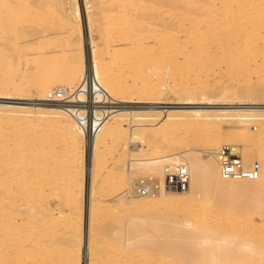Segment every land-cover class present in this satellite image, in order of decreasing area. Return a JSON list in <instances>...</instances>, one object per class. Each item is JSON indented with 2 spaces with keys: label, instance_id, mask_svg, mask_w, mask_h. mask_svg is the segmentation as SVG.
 Instances as JSON below:
<instances>
[{
  "label": "rangeland",
  "instance_id": "obj_1",
  "mask_svg": "<svg viewBox=\"0 0 264 264\" xmlns=\"http://www.w3.org/2000/svg\"><path fill=\"white\" fill-rule=\"evenodd\" d=\"M56 1L58 2L61 0ZM121 1L122 0H70L69 3V0H63L61 1V5L55 2L57 6L53 4V6H56L53 7L51 6V4H47L49 0H47V2L45 0H30V2L33 3H27L25 7L20 8L22 11L20 9L18 10L17 8H14V12H17L16 16L19 18L17 20V26L20 27V31H16V34L19 33L20 35L18 34L16 37L19 39L21 38V41L24 39L22 41V44L26 45L25 49L27 50L25 51H28V54L33 53V56L31 55L32 57L28 56L26 58H23V62L21 65L18 66L16 64L14 68H11L12 70H10L12 72L11 76H14L13 78H15L13 82L15 89H24L25 86L28 92L20 94L17 92H0V173H2V171L4 170V173L8 175L6 178H2V176L0 175V206L3 203L5 206L7 205V209L3 206L0 207V264H126L125 262H123V259L128 256H131L132 261L134 260L131 264H144L145 262V264H189L190 262H188L186 259H184L186 261L184 262L183 259H175L173 256H169L168 253H154L152 251L150 252L149 250L138 251L133 247L134 245H131V243L129 245V243L127 242L128 240H130L131 242V239L133 237H138L143 233L146 236L151 235L149 236L150 238L148 237L147 239H150L148 241L150 246L153 247L154 244L157 245L160 243L161 237L154 236L153 239V235H155V232L152 230V222L145 221V219H149L150 217H155L157 220L164 219V221H167V223H169L168 221H172L171 223L175 224L170 223L169 225L173 227L181 226L183 228L185 227L184 225L197 226L203 223L204 225H200V227H205L203 228L204 230L198 229L202 233L198 232V230H195L190 235H188L187 240L190 241L189 244L188 242L187 245L186 242L177 243L178 245H183L179 246V248L183 249H194L195 247L199 248V246H201L203 243L205 244L208 239H211L213 246L209 254L213 253L219 255L220 253L222 254L224 252L223 254L229 255L231 250L235 248V242L240 239L243 240V238L245 237H249V239H252L253 241L262 240V242H264V213H262L261 211V209H264V202L263 204H261L262 201L260 200L261 202L257 203L256 201H251L248 198H238L236 194H230V196L225 192V197L223 195L224 193L222 194L223 197L220 196L221 194L211 195L209 196L208 200L205 199V201L203 202L202 200L206 198V196H204L206 192L201 191L195 198L190 200L191 202L189 205H186L183 208H179L181 205L183 206L180 201L177 202V204L175 201L168 204H162L159 203V200L157 199V204H155V206L157 208H160L157 209L158 211H160V213H164H162L163 217L157 216V212H155L153 216H151V214L141 215L139 216L140 219H138V221L135 220V223L142 221V224L137 228V231L131 230V223L128 222L130 223L128 225V223L125 224L124 222L128 217L126 210L124 211L125 207H123L122 205H118L116 202L114 203L112 201L117 197V195L125 190V188L127 187L126 183H129L131 185L133 183H138V181L140 180H146L148 178H153L155 181L161 178L157 173H152L148 169L142 167H136L134 170H132L130 178H128L129 176L127 175V165L129 164V161L131 162L136 159L142 160L144 155L149 158H154V156L156 157L157 150H160L162 144L164 145L165 143L164 139L169 140V143H165V145L167 144L166 146L164 145L165 147H173V150L168 148V150L165 151H170L168 152L170 157L171 153L173 152V154L177 153L178 155H182L184 157H196V155L200 151L209 148V141H221V143L223 142V145L221 146L227 145L231 146L232 148L237 147V151L233 153L237 154L239 158H241L245 167L250 169L253 165L257 164V161L260 162L259 159L261 157H264V153H259L254 149V151L251 150L252 148H248L249 146L253 147V145L255 144V141L251 137L245 139L238 138L234 140L226 137V131L230 132L235 127H239L241 125L240 122L223 123L222 126L225 129V133L217 130L213 132H205L203 131L204 129L198 128L197 130L196 127H194L196 128L195 130L193 127H189V130L187 128L184 129L175 127L176 130L174 129L171 134L166 135V132L171 128L169 123H164V121H161L159 119H153L149 121H132L130 119H127L126 123L124 121L125 126L108 122L107 125H105L104 127L102 126L100 130L101 134L100 136H98V162L95 167L96 173L95 179L93 180L94 195L92 197L95 198L94 200H96V202L93 200L96 205L94 203L93 204L96 207L92 208L90 211V217L93 221V229L95 228L92 233L94 236L93 246L95 247V249L93 252L91 251L92 249L90 246V237L87 238L84 233V199L88 198V191H86V186L90 181L87 177V172L89 170L87 142L86 137L83 136L84 131L72 114L73 107H79V104L83 101V95L80 91L81 89L76 91L77 86L76 89L74 87V92L68 90L67 88L63 89L61 91H65L67 94L74 93L75 95L73 100L68 101L69 103H65L58 98V95L61 91L41 93L38 87L30 84L32 78L34 79L36 68L39 66V60L43 63V67L49 73L48 76L52 77V79L57 76L56 74L61 72L63 67H68L67 76L69 75V81L73 82L75 81V78H73L75 70L79 66V59L82 57L84 60H87L86 67H88V62L90 61L89 50L93 49V53L97 54V57H100L98 59L102 61V63L104 62L105 64L108 62L107 66H110L111 71L110 77L113 76L109 80H112L115 82V84H118L117 86H111L112 84H110L109 82L108 85L115 92L102 94L105 100L98 101V104L94 105V107L101 109V112H98V114H110L113 113L110 111H113L112 109H114V107L129 106L132 103H135L136 106H146L150 109L155 110L147 113L160 114L162 113V110L167 107L184 105H181L182 103H179L177 97L171 98V93L169 91H165L161 96H155L152 99L153 102L147 103L148 100L144 99L145 96H143L145 92L144 90L146 89L145 86H149V84L154 85L156 82V84L168 82V84L170 85L173 84L172 82L174 81L185 83L187 80H189H186L185 78H195L198 75L202 76V74H194L196 73V69L198 68L197 66L192 65L189 60L186 61V56L184 55L185 52H187V55L190 54L191 56L192 54V56H196V58L198 56H201L200 54H202V57L207 56L208 60L210 59L209 61H211V59L213 60L215 58L213 55L215 52V54L218 55L223 53V50L227 49L224 47L228 46L230 48V46H232V50H234V48L240 47L239 42H237L239 38H232L233 40L230 39V42H226L225 44H223L224 46L220 42L222 39L220 40L219 37H221V35L225 33L224 29H220V27H222V25L225 23L224 21H226V15L224 13H226L225 10L227 6L224 4L225 2L223 3L224 0H208V5L206 4L205 6L204 2H207L206 0H183L184 2H192L188 13H184L178 8L171 7L172 4H175L178 0H169L170 4L162 7L161 11H158V13H161L160 22L163 26L161 29H164L169 33L176 34L177 31H180L177 27L180 24H184L188 27V29L192 31H194L195 29H200L206 36V39L210 38L209 41L212 39L211 42L213 43V45L210 44L211 42H209L208 50L213 53L205 54L202 51L198 52L197 50H194V47L199 46L201 43L200 41L195 42V40H190L191 42L188 41L189 39H187L186 37V32L190 30L186 29L185 31H181L179 34H177L179 40L183 44V47H186L184 48V52H181L180 55L178 54L176 55V57L171 56L170 58L166 57L167 59L164 58V60H162L163 62H161L160 64L159 62L157 63L159 65L158 67L155 64H146V66H132L131 68L129 62L122 60V57L118 56L117 54H122L124 52H127V50H132L133 46H136L137 43L139 44L143 42L146 46L148 45V43H152V40L145 39V41L144 39H141L139 37V35L141 37L144 36V30H142L143 28H140L139 26L133 28V33H129L128 29H126L127 27L124 25L122 26V23H120L119 21H112L114 25L111 22L108 24V21H106L105 19L107 15H112L113 17L117 16L118 18H120L125 14L124 10L126 11L127 9L133 8L131 7V5H129V8L124 9L123 7H121L122 5L119 4L121 3ZM146 1L150 0H133L132 3L137 6L138 10V8L141 9L143 7H147ZM210 2H212L213 5H211ZM46 5H48L49 7H46ZM231 5H233V8L237 7L236 4L234 5L232 3ZM68 7H71L75 11L77 9L78 11L76 15L74 14V11L73 14L70 13V15L68 14V17H65L64 11L65 9H68ZM212 8L214 9V12ZM58 9L59 13L56 12ZM210 10L212 11V13L208 15V13H206L205 11L209 12ZM19 11L20 13L18 14ZM138 15L140 18H143L147 15V12L140 10L138 12ZM206 15H208V17H206ZM121 19L125 21V16L121 17ZM192 21H203V23L200 25L201 28L196 27L195 25L194 27L191 24ZM216 22L218 23L216 24ZM232 22L233 24L235 23L234 21H231V23ZM214 23L216 25H214ZM190 25H192V27L194 28H189ZM205 25H207L208 27H206ZM210 25L213 26V28H210ZM17 26L16 28H18ZM248 26L249 27H247V29L250 30L251 26ZM4 28L5 27H1L0 29V43L3 40L9 38L12 31L10 28L7 30H5L6 28ZM139 28L141 29V31H139ZM218 28L219 30H222V32L219 31ZM213 29L215 32L212 31ZM209 33L215 34L211 35ZM130 34L132 35V37L130 36ZM249 34H251V31L247 32V35ZM207 35L211 36L208 37ZM128 36L130 38H128ZM183 37L186 39H184ZM138 38L143 41H138ZM144 41L147 43H145ZM183 42H185L186 44ZM216 42H218V44ZM194 44L197 45L195 46ZM258 44L261 48L263 42L260 41ZM190 45L191 48L187 47ZM158 46L160 45H157V47ZM156 49H153L152 52L154 53ZM158 49L160 50V47H158ZM159 50H157V52ZM208 50L204 51L208 52ZM114 57H116V59ZM31 58L34 59V61H32L33 63L31 61L28 62V60ZM24 59H26V61ZM183 59H185V61ZM119 61L121 63H119ZM126 65L130 66V68H128ZM222 65L224 64L220 65L214 63L212 67H209L213 68L214 70L211 69L210 73L212 75L209 76L208 80L212 84L220 82L222 83V87L230 91L232 85V83L230 82L231 80H229L225 74H222L223 76L221 74H218L220 73L218 71L222 72L225 70V66ZM160 66L164 67H162L163 70ZM185 66L188 68H186ZM190 66L196 68L194 69ZM218 66H220L221 69H219L220 67ZM16 67L17 69H15ZM135 68L137 70H135ZM138 70L141 72H139ZM151 70L152 72H150ZM113 71L116 73H114ZM260 71L262 72L261 74L252 75L251 78V80L253 79L252 82L257 84V96L256 98L251 99L253 101L252 104L248 106L242 105L244 109H264V69L261 68ZM136 72L139 75L136 74ZM166 74L169 77L167 76V79L165 80ZM258 75H261V78L263 79L262 82L257 81V78H260L258 77ZM146 76H148V78ZM157 76H159L160 78ZM182 76L188 77L184 78ZM112 78L115 79L113 80ZM122 80H124L125 83ZM143 80L144 82H142ZM193 82L196 83V81ZM126 87L128 90H125ZM248 87H250V85H248L247 88ZM246 94L244 95L245 97L248 96V93ZM247 98L248 97L244 98V101H249V99ZM196 106L202 105L198 103L193 105V107ZM207 106L213 109L215 108L214 106L217 105L209 104ZM239 106V104H225L217 108H239ZM23 116L26 119L22 120L21 118ZM8 117H14L18 121H15L14 123H8L5 121ZM110 117L111 116H109V118ZM129 123H133L135 126L137 125L139 126L138 128H141L143 130L139 131L137 134L136 132L131 133L130 130L126 127V125ZM40 127H44V129L41 130L43 132L40 133L43 135L45 134L44 136H40L38 134L39 129H41ZM250 127L254 130L259 129L257 131H261L263 128L259 124V122H255ZM27 129V133L30 135L21 136V133L23 131L26 132ZM157 130L159 133H157ZM29 131H31V133H29ZM138 134H140V138L137 140L136 137L138 136ZM254 135H258L256 131ZM132 136L134 137L132 138ZM161 140L163 143L161 142ZM262 140L264 144V137L262 138ZM133 142L137 144L139 143L138 145H136L139 146L140 149H138L137 151H131L130 144H132ZM220 149H217V152H219ZM245 152H248V155H244ZM251 152L253 155H251ZM135 154L136 156H134ZM258 155L260 158L258 157ZM248 156H250V158ZM133 157L136 159H131ZM3 165L5 167H3ZM163 166H166V164H164ZM1 189H3L4 191ZM129 189H131L130 193L135 195L132 191V186L131 188L129 187ZM75 193L78 194L79 197H77ZM219 196L221 199L219 198ZM228 196L230 197L229 199H232L229 200L227 198ZM75 198L78 200V203H71V201ZM216 198L217 200H215ZM218 198L221 200V202L218 200ZM223 198L224 200L227 199L225 203L223 202ZM80 199L82 200V202L80 201ZM140 199H146V201L142 200L140 204L151 201L147 200V198ZM238 199L242 201L239 200V203V201H237ZM214 203L216 204V206ZM233 203L235 205L238 203L236 205H239L238 208H233ZM255 204L258 205V208L257 206L254 207L253 211L250 210L246 212L248 209L243 210L248 205L253 206ZM184 208L186 211L184 210ZM240 209L242 210V212H240ZM30 211L34 212V214H31ZM238 211L240 212V214ZM243 216L248 217L246 218ZM202 220H204V222H202ZM236 228H239L240 231L234 232L233 230ZM166 230L169 229L167 228ZM170 231L171 230L165 232L171 233ZM125 233H128L126 237H124V235H126ZM172 233H174L172 234L173 236L175 235V237H178L180 239H182L183 237V235H181V233L179 232V234H177V232L175 231ZM199 236H201V238L202 236H206L207 238L199 239ZM130 246H132V248ZM203 248L204 246L202 247V249ZM236 250H233L232 253L236 252ZM232 253L229 257L230 259L232 258L231 256L235 254ZM234 256L235 257L233 258H236V254ZM147 257H151L152 260ZM191 263L193 264V262ZM202 264H204L203 261Z\"/></svg>",
  "mask_w": 264,
  "mask_h": 264
},
{
  "label": "bare ground",
  "instance_id": "obj_2",
  "mask_svg": "<svg viewBox=\"0 0 264 264\" xmlns=\"http://www.w3.org/2000/svg\"><path fill=\"white\" fill-rule=\"evenodd\" d=\"M45 1L47 2V0H45ZM61 1H63V0H61ZM61 1L57 2L56 0H52V1L49 0V2L47 4L48 5L51 4V6H53V4L56 5V3L61 5L62 4ZM65 1H67V0H65ZM132 1L133 0H122L121 3H119L122 5V6L121 5L120 6L123 7L124 9L129 8V5H131V7H133L132 9H127L126 11L124 10L125 14L122 15L121 17L125 16V21L122 20L121 17L120 18H118L117 16L113 17L112 15H107V14H106L107 17H105V19H106V21H108V24L110 22L113 23L114 21H116V22L119 21L120 23H122V26L124 25L127 27L126 29H128L129 33H133L132 32L133 28L136 26L143 28L142 30H144L143 31L144 36L141 37L139 35V37L141 39H144V40L150 39V40H152L151 41L152 43H150V44L148 43V45L145 46V44L143 42H141L143 44L139 43L140 45L136 42L138 45L136 44V46H135L133 44L135 47L133 46L132 50H127V52H124L122 54H117L118 56L122 57V60L128 61L131 68H132V66L133 67H141L142 65L146 66V64H152V65L155 64L158 67L159 65L157 63L159 62V64H160L161 62H163L162 60H164V58L167 59L166 57L170 58L171 56L176 57V55H178V54L180 55L181 52H184V50H185L184 48H186V47H183V44L179 40L177 34H179L181 31H185L186 29L187 30H190V29H188V27L185 26L184 24H180L177 26L178 30H180V31H177V34L176 33H169L167 31H165L164 29L163 30L161 29L163 27L162 23L160 22L161 13H158V11H161L162 7L169 5L170 4L169 0L146 1L147 7H143L141 9L138 8V10H137V6L134 5V3H132ZM206 1L207 2H204L205 3L204 6L208 3V0H206ZM27 3L32 4L33 2L31 3L30 0L29 1L28 0H0V29H1V27H5L6 28V29L4 28L5 30H7L9 28L12 30L9 38L3 40L0 43V92H6V93L17 92L19 94L28 92L27 88H25L24 85H23L24 89H22V88L15 89V86L13 83L15 78H13L14 76L13 77L11 76L12 72L10 71V70H12L11 68H14V66L16 64L18 66L21 65L23 62L22 61L23 58H26L28 56L30 57L31 55L33 56V53L28 54V51H25V50H27V49H25L26 45L22 44L23 43L22 41L24 39L21 41V38L19 39L16 37L19 34V33L16 34V31L17 30L20 31V27L17 26V20L19 18L16 16L17 12L16 13L14 12V8L15 9L17 8L19 10L20 8L25 7L27 5ZM69 3H70V0H69ZM210 3H211V5H213L212 2H210ZM223 3L227 6V8H226V10L224 9L226 11V13H224L226 15L225 16L226 21H224L225 23L223 25H222L223 20L221 21L222 22L221 25L223 28L220 27V29H224L225 33H223L221 35V37H219L220 40L222 39L220 42L223 45L226 42H230L229 40L232 38H239L237 42H239L240 47L234 48V50H232V46H230V48L228 46L224 47L227 49L223 50L224 52L221 54H218V55L215 54L216 53L215 52L213 54L215 58L213 60L211 59V61H209L210 59L208 60L207 56L202 57L203 56L202 54H200L201 56H198L196 54L199 57V58L198 57L196 58V56H192V54H191V56H190V54L187 55L186 54L187 52H185L184 55L186 56L185 57L186 61L189 60L192 63V65L197 66V68H198V69H196V73H194V74H202V76L198 75L195 78H185L188 76H185V77L182 76L186 80L189 79L185 83L184 82H182V83L176 82V81L172 80L174 82H172L173 84H171V85L168 84V82H165V83L160 82L161 84H156L157 83L156 82L155 83L156 85L155 84L154 85L149 84V86H145L146 89L144 90L145 92H144L143 96H145L144 99L148 100L147 103L153 102L152 99L155 96H161V95H163V93L165 91H169L171 93L170 94L171 98L177 97L179 100V103H182L181 105H184V106L167 107V108L163 109L162 113H160V114L147 113V112H151V111H155V110L150 109L146 106H136L135 103H132L129 106H116V107H114V109H112L113 111H110V112H113V113H110L111 115L107 114L108 116H111V117L105 122L103 127L105 125H107L108 122L114 123L116 125L118 124V125L125 126L124 124L126 123L127 119L128 120L130 119L132 121H141V120L142 121H149V120H153V119H159L161 121H164V123H169L171 128H173V129L170 128V130L168 129L169 131L166 132V135H169L174 131L175 127L184 128V129L187 128L188 130H189V127H193V128L196 127L197 130H198V128L199 129L201 128V129H204L203 131H205V132L206 131L207 132L208 131L213 132L215 130L220 131V132H224L225 129L222 126L223 123H225V122H232V123L240 122L241 125L239 127H235L230 132L229 131H226V133L224 132L226 137H228L229 139H233V140L238 139V138L239 139L240 138L245 139V138L251 137L255 141V144L253 145V147L249 146L248 148H252L251 150L254 149L255 151H257L259 153H264V144H263V140H262V138L264 137V109L263 110L244 109V107H243V106H248V105L252 104L253 101L251 99L256 98V96H257L258 88H257V84L252 82L253 79L251 80L252 75L261 74L262 72L260 71V69L261 68L264 69V23H263L264 22V0H224ZM232 3L234 5L236 4L237 7L233 8V5H231ZM48 5H46V7ZM191 5H192L191 1L184 2L183 0H178L175 4H172L171 7L178 8L181 11H183L184 13H188ZM56 6H53V7H56ZM200 8H199V10H200ZM213 8H215V7H213ZM221 8H222V6H221ZM88 10H89V8H88ZM140 10L146 11L147 15L143 18H140L138 15V12ZM203 10H204V8H203ZM74 11H75L74 9H72L71 7H68V9H65V11H64V16L68 17V14L69 15H70V13L73 14ZM77 11L78 10L76 9V11L74 13L75 15H76ZM56 12L59 13V9ZM205 12L208 13V15L212 13L211 10L209 12H207V11H205ZM213 12H214V9H213ZM19 13H20V11L18 12V14ZM108 14H110V13H108ZM20 15H22V14H20ZM208 15H206V17H208ZM213 18H214V16H213ZM216 19H218V18H216ZM231 21H234L235 23L233 24V22L231 23ZM209 22H211V21H209ZM202 23H203V21H192L191 24L193 26L195 25L196 27L201 28L200 25ZM217 23L218 22H216V24ZM205 24H206V20H205ZM216 24L214 23V25H216ZM113 25H114V23H113ZM192 25H190L189 28H191ZM248 25L251 26L250 27L251 29L249 28L250 30L247 29V27H249ZM16 26L19 29L16 28ZM25 26H27V25H25ZM205 26L208 27L207 25H205ZM194 27H192V28H194ZM206 27H204V28H206ZM210 28H213V26L210 25ZM21 29H22V27H21ZM108 29H110V28H108ZM169 30H171V29H169ZM218 30H219V28H218ZM139 31H141V29ZM212 31H214V29ZM219 31L222 32V30H219ZM226 31H228V32H226ZM248 31H251V34L247 35ZM186 33H187L186 37H187V39H189L188 41L195 40V42L200 41V43H201L199 46H196L197 44L196 45L194 44L196 46V47L193 46L194 50H197L198 52L202 51L205 54L206 53H209V54L213 53V52H210V50H208L209 42H211L212 39L209 41L210 38L209 39L207 38L208 39L207 40L206 36L202 33V30L195 29L194 31L190 30ZM211 33H209V34H211ZM121 34H123V33H121ZM213 34H215V33H213ZM213 34H211V35H213ZM211 35H209V36H211ZM130 36L132 37L131 34H130ZM179 37H180V35H179ZM109 38H111V37H109ZM128 38H130V37L128 36ZM141 39L138 38V41H140ZM184 39H186V38H184ZM135 41H137V40H135ZM141 41H143V40H141ZM260 41L263 42V45L261 46V48L259 47V44H258ZM185 42H187V41H185ZM185 42H183V43H185ZM218 42H216V43L218 44ZM145 43H147V42H145ZM216 43H215V45H216ZM188 44H189V42H188ZM210 44L213 45L212 42ZM157 45H160V46H158V47H160V50L158 49ZM237 45H238V43H237ZM131 47H132V45H131ZM187 47L191 48V45L187 46ZM153 49H156L154 53L152 52ZM239 49H242V50H239ZM157 50H159V51L157 52ZM204 50H208V52L204 51ZM89 52H90L89 53L90 54L89 55L90 61L88 62V67H86L87 60H84L82 57L79 59V66L75 70V73L73 76V78H75L76 83H75V81H73V82L69 81V77H68L69 75L67 76L68 67H63L61 72L56 74L57 76H55L52 79V77L48 76L49 73L43 67L44 66L43 63L40 62V60H39V62H38L39 66L36 68V72L34 74V79L32 78V81L30 80L31 81L30 84H33L34 86L38 87L40 89L41 93H48V92H52V91H61V90L66 89V88L68 90L74 92L76 89V86H77L76 91H78L83 86V84L87 81V86L89 88V95H87V101L90 102L91 104H93V103L98 104V101H104L105 99L103 98L102 94L115 92L108 85L109 82H110V84H112L111 86H117L118 84H115L114 81L109 80L113 76L110 77L111 71H110V66H107L108 62L105 63L106 65L104 64V62L102 63V61H100L98 59L100 57L99 56L97 57V54L93 53V49L92 50L90 49ZM121 52H119V53H121ZM188 52H191V51H188ZM109 54H111V53H109ZM209 56H211V55H209ZM116 57H114V58L116 59ZM182 58H184V57H182ZM31 59H29L28 62L34 61V59H32V60ZM24 60L26 61V59H24ZM183 60L185 61V59H183ZM173 61H175V60H173ZM152 62H156V63H152ZM166 62H167V60H166ZM119 63H121V62L119 61ZM214 63L220 64V65L224 64L222 66H225V70L222 72L218 71L220 73H218V72L217 73L221 74V75L225 74L226 77H228V79L231 80L230 82L232 83V85H231L230 91H228L226 88L222 87V83H220V82L215 83V84H212L209 82V80H208L209 76L212 75L210 72H211V69H213V68H209V67H212L214 65ZM187 64H189V63H187ZM254 64H255V66H254ZM108 65H110V64H108ZM189 65H191V64H189ZM130 66H127V67L130 68ZM149 66H151V65H149ZM163 66H165V65H163ZM163 66H160L161 69ZM17 67L15 69H17ZM121 67H123V66H121ZM169 67H171V66H169ZM190 67H192V66H190ZM218 67H220V66H218ZM20 68H22V67H20ZM173 68H174V66H173ZM186 68H188V67H186ZM192 68H194V67H192ZM147 69H149V68H147ZM219 69H221V67ZM135 70H137V69L135 68ZM158 70H160V69H158ZM162 70H160V71H162ZM215 70H217V69H215ZM139 72H141V71H139ZM150 72H152V70ZM114 73H116V72H114ZM123 73H125V72H123ZM158 73H159V71H158ZM164 73H165V71H164ZM21 74H23V73H21ZM136 74H138V73L136 72ZM143 74H145V73H143ZM189 74H191V73H189ZM159 76H162V75H159ZM159 76H157V77H159ZM167 76L168 75L166 74L165 80L167 79ZM133 77H135V76H133ZM137 77H139V76H137ZM146 77L148 78V76H146ZM153 77H155V76H153ZM258 77H260V78L255 77L258 79L257 81L262 82L263 79L261 78V75L260 76L258 75ZM170 79H171V77H170ZM124 80H122V81H124ZM176 80H177V78H176ZM182 80H184V79H182ZM193 81H196V83H194ZM142 82H144V80ZM169 82H171V81H169ZM124 83H125V81H124ZM15 85H16V83H15ZM248 85H250V87L247 88ZM74 87H75V89H74ZM93 87L96 89L98 88V92H96L95 94H92ZM133 87H134V85H133ZM142 87H144V86H142ZM114 88H116V87H114ZM142 89H144V88H142ZM125 90H128L127 87ZM140 91H143V90H140ZM61 92H63V91H61ZM81 93L83 95L82 96V100H83L82 102H84V101H86V97L84 96L82 91H81ZM246 93H248V96H246V97H248L247 99H249V101H244L245 100L244 98H246L244 95ZM197 103L201 104L202 106L193 107V105L197 104ZM209 104H215L217 106H214L215 108L212 109L211 107L207 106ZM225 104H239L240 106H239V108H237V107L222 108V109L217 108V107H220L221 105H225ZM74 109H76V107H73V110ZM78 110H81V108H78ZM100 110L101 109L93 107V111L96 113V115H98V112H101ZM101 114H103V113H101ZM21 119L23 120L26 118H24V116H23ZM5 121L8 123H14L15 121H18V120H16V118H14V117H12V118L8 117V118H6ZM124 121H125V123H124ZM255 122H257V123L259 122V124L263 127L261 131H257L259 129L254 130L250 127ZM126 127L130 130L131 133L136 132V134L139 131L143 130L141 128H138L139 126H137V125L135 126L133 123L127 124ZM196 128H194V130ZM42 129H44V127L39 129V132H38V134L40 136L45 135V134L44 135L40 134L43 132V131H41ZM255 131L258 134L257 136L254 135ZM27 132H28V129L26 130V132L23 131L21 133V136L30 135ZM29 133H31V131H29ZM157 133H159L158 130H157ZM83 134H84L83 136L86 137V142H87L88 163H89V170L87 172V177H88V180H90L86 186V188H87L86 191H88V198L84 199L85 200V213H84L85 231H84V233L87 236V238L90 237V246L92 249L91 251L93 252L95 247L93 246L94 245V241H93L94 236L92 233H93L95 228L93 229V221L91 220V217H90V211L92 208L96 207L95 206L96 204L93 202V200L95 198H92L94 195L93 194V190H94L93 189L94 188L93 187V180L95 179V173H96L95 167H96V164L98 162V158H97V148H98L97 145H98V140H99L98 136H100L101 132L100 131L98 133L96 132L93 135L91 133H86V132H84ZM139 135L140 134H138V136ZM34 136H37V135H34ZM134 136H132V138ZM138 136L136 137L137 140L140 138V136L139 137ZM161 138H162V136H161ZM137 140H136V142H137ZM161 142H162V140H161ZM164 142L169 143V140L164 139ZM165 143H164V145H165ZM222 143H221V141L216 142V140L209 141V145H210L209 148L206 150L200 151L196 155V157L195 156L184 157L182 155H178L175 152L177 154V156H176V154H173L174 153L173 151H172L173 153H171V157H170V155L168 153L170 151H168V152H165V151H167L168 148L173 150V147L172 148H170L169 146L165 147L167 144L165 146L162 144V147L160 148V150H157V153H156L157 155H156V157L154 156V158H152V157L149 158L146 155H144L146 157L143 156L142 160H137L134 157L131 158V159H136V160H133L131 162L129 161V164L127 165V175L129 176L128 178H130V174H131L132 170H134L136 167H142V168L148 169L152 173H157L159 175V177H161V178L159 180H157L156 183L162 185L163 180H164L163 179V177H164L163 176V174H164V168L163 167H165L163 165L166 164V166H172V165L185 166V168L188 170V172L190 174V179H191V176H192V179L190 180L189 189L185 192H173L170 190L160 189L155 195H150V196H146V197L138 194V190H137V186H136L137 183H133L131 185L129 183H126V186L128 188L126 187L127 189L125 188V190L122 193H120L119 195H117V197L115 199H113V201H112L114 203L116 202L118 205H122L123 207H125L124 211L126 210V212L128 214L126 221H124L125 224L130 222L131 223V230L137 231V228L142 224V221L135 223V220L138 221V219H140L139 216L148 215V214H151V216H153V214L155 212H157V216L163 217L164 213L163 212L160 213V211L157 210L160 208L159 207L157 208L155 206V204H157V199L159 200V203H162V204H168V203L173 202V201H175L177 204V202L180 201L183 204V206L180 204L182 207L180 206L179 208H183L186 205H189L191 202L190 200L195 198L201 191L206 192L204 195V196H206V198H204V200H202L203 202L205 201V199L208 200L209 196H211V195H216V194L220 195L221 194L220 195L221 197H223V195L225 197V193L226 194L228 193L229 195L230 194H234V195L236 194L238 198H248L249 200L256 201L257 203L262 201L261 204H263V202H264L263 201L264 200V157L260 158L259 157L260 154L258 155V157L260 158L259 159L260 162L257 161V164L259 165V167H258L259 176L257 179H254V180L224 179L223 175L221 173V168H220V163H219L220 155H219V152H217V149L224 147V146H221V145H223ZM136 144L137 143H135V142L130 144V146H131L130 150L131 151H133V150L137 151L138 149H140V147L137 146L139 143L137 145ZM163 147H165V148H163ZM175 148H177V147H175ZM232 149H233L234 153L237 151V147H233ZM252 152H251V155H253ZM245 153H244V155H248V152L246 154ZM249 154H250V152H249ZM134 156H136V154ZM178 156H180V157H178ZM261 156H263V155H261ZM248 157L250 158V156H248ZM3 167H5V166L3 165ZM4 172L5 171L3 170L2 173H0L2 178L3 177L6 178L8 176ZM4 180H6V179H4ZM91 182H92V184H91ZM131 186H132V191L135 195L130 193L131 189H129V187L131 188ZM1 190H3V189H1ZM9 191H11V190H9ZM76 195H77V197H79L78 194H76ZM220 196H219V198H220ZM140 198H147V200H151V201H147L148 203L144 202V204H142V203L140 204V202L142 200L146 201V199H140ZM219 198H218V200L221 202V200H220L221 198L220 199ZM227 198L229 199L230 197L228 196ZM231 199H229V200H231ZM215 200H217V198ZM223 200H224V198H223ZM226 200H224L223 202L225 203ZM233 200H234V198H233ZM239 200L240 199H238L237 201H239ZM77 201L78 200L75 198L74 200L71 201V203L72 202L78 203ZM80 201L82 202L81 199H80ZM94 201L96 202V200H94ZM219 201H217V202H219ZM240 201H242V200H240ZM240 201H239V203H240ZM245 204H247V203H245ZM252 204H250V205H252ZM236 205L234 204L233 208L234 207L238 208L239 205L238 206H236ZM1 206L6 208L7 205L5 206L3 203V204H1ZM215 206H216V204H215ZM248 206L245 207L243 210L248 209L246 211V212H248L250 210L253 211V208L256 206L258 208V205H256V204L253 206H249V208H248ZM71 209H73V208H71ZM184 210H185V208H184ZM0 211H1V209H0ZM261 211H262V213H264V209L263 210L261 209ZM28 212H29V210H28ZM240 212H242V210ZM240 212H239V214H240ZM30 213L34 214V212H32V211H30ZM35 213H36V210H35ZM205 213H207V212H205ZM243 217H246V216H243ZM155 219H156L155 217H150L149 219H145V221L152 222V230L155 232L154 233L155 235H153V239H154V236L155 237L156 236L161 237L160 243L159 244L156 243L157 245L154 244L155 246L153 245V247L150 246L149 242H148L150 239L149 240H147V239L151 235L146 236L143 233L144 236H143V234H141L142 236L139 235L138 237H135V238L133 237L131 239V242L127 238V240H128L127 242L129 243V245L131 243V245H134L133 247L135 249H137L138 251L139 250H144V251L149 250L150 252L152 251L154 253L155 252H162V253H166V254L168 253L169 256H171V257L173 256L175 259H183V260L186 259L188 262H190L189 264H192L191 262H193V264L194 263L195 264H202V261L204 262V264H264V242H262V240L261 241H259V240L253 241L252 239H249V237H245V238H243V240L240 239L237 242H235V248L237 250L233 247L232 248H233V250H236V252H234L236 254V258H233V257H235L234 256L235 254L232 253L233 250H231L229 255L223 254L224 252L222 254L220 253L219 255L213 254V253L209 254V252L213 246L211 239H208L206 242L204 241L205 244L203 243L201 245L202 247L204 246L203 249L201 246H199V248L195 247L194 249L193 248L183 249V248H179V246H183V245H178L177 243L186 242V245H187V242H188V244H189L190 241L187 240L188 235H190L195 230H198V229L201 230V229L205 228V227H203V228L200 227V225L203 226L204 224L202 223V224L197 225V226L184 225L185 227L182 228L181 226L180 227L179 226L173 227V226L169 225L172 221L171 222L168 221L169 223H167V221L165 222L164 219L163 220H161V219L155 220ZM202 222H204V220H202ZM130 223H128V225ZM171 224H175V223H171ZM167 228L169 230H171L170 231L171 233L165 232V231H169V230H166ZM91 229H92V232H91ZM89 230H90V232H89ZM199 230H198V232L202 233ZM174 231L177 232V234L181 233V235H183L182 239L175 237V235L173 236L172 234H174V233H172V232H174ZM233 231L238 232L240 230H239V228L238 229L236 228ZM89 233H90V235H89ZM127 234L124 235V237H126ZM169 234H171V235H169ZM200 238H201V236H199V239ZM205 238H207V237L202 236L201 239H205ZM152 243H155V242H152ZM88 244H89V242H88ZM130 247L132 248V246H130ZM200 252H203V253H200ZM231 253L234 254L231 256L233 258V260H232V258L231 259L229 258ZM91 255H93V254H91ZM134 255H137V254H134ZM147 258L152 260L151 257H147ZM133 261H132L131 256L125 257L123 259V262H125L126 264L127 263L131 264ZM153 261H154V259H153ZM184 262H186V261L184 260Z\"/></svg>",
  "mask_w": 264,
  "mask_h": 264
},
{
  "label": "built area",
  "instance_id": "obj_3",
  "mask_svg": "<svg viewBox=\"0 0 264 264\" xmlns=\"http://www.w3.org/2000/svg\"><path fill=\"white\" fill-rule=\"evenodd\" d=\"M85 84V85H84ZM80 88L86 97V101L81 102L79 107L73 110L72 114L76 118L78 124L82 130L92 135L98 133L105 122L109 119V116L105 114H98L93 111V107L96 104H91L87 101V95H89V88L87 81ZM98 92V88L92 90V94ZM74 93L67 94L65 91L60 92L58 98L69 103L74 99ZM106 105V104H104ZM78 108H81L79 111ZM220 155V168L224 179H236V180H254L259 176V165H253L250 168L245 167L241 158L237 154L233 153L231 146H224L219 151ZM163 184L156 183L152 178L146 180H140L136 186L138 194L141 196L155 195L160 189L170 190L173 192H185L190 186V174L185 166L172 165L164 167Z\"/></svg>",
  "mask_w": 264,
  "mask_h": 264
}]
</instances>
